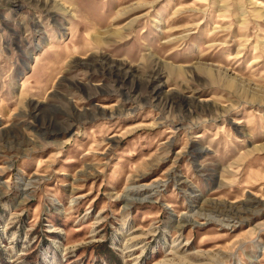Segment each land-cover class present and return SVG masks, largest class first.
Here are the masks:
<instances>
[{"label": "rangeland", "instance_id": "374dc122", "mask_svg": "<svg viewBox=\"0 0 264 264\" xmlns=\"http://www.w3.org/2000/svg\"><path fill=\"white\" fill-rule=\"evenodd\" d=\"M177 247L264 264V0H0V264Z\"/></svg>", "mask_w": 264, "mask_h": 264}, {"label": "bare ground", "instance_id": "6f19581e", "mask_svg": "<svg viewBox=\"0 0 264 264\" xmlns=\"http://www.w3.org/2000/svg\"><path fill=\"white\" fill-rule=\"evenodd\" d=\"M101 63H104L105 64V62L103 61V62H101ZM84 65H86V66H93V63L92 62H84ZM105 66L108 68V70L110 71V72H114V73H116V74H118V75H120V74H122V75H127V74H125L123 71H124V69H123V67L121 66V65H118V64H111L110 66H108V65H106L105 64ZM128 71V70H127ZM128 73V72H127ZM130 73V72H129ZM148 187V186H147ZM146 187V188H147ZM156 187V186H155ZM141 188V187H140ZM144 188V187H143ZM150 188V187H149ZM154 188V187H153ZM139 190V189H138ZM137 199V198H136ZM141 199V198H140ZM192 221V220H191ZM194 222H196V221H194ZM197 223V222H196ZM178 248V247H177ZM180 252V248H178V249H176V253H177V255L175 256V257H178V259L181 261V262H183V263H187L188 264V259H187V256H185V255H183V254H180L179 253ZM172 260V259H171ZM170 263V262H169ZM189 264H193V263H189Z\"/></svg>", "mask_w": 264, "mask_h": 264}]
</instances>
